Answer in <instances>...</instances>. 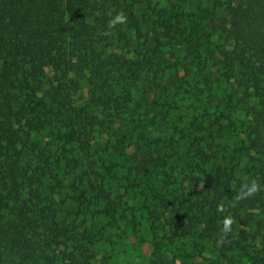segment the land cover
<instances>
[{
  "label": "trees",
  "instance_id": "16d2710c",
  "mask_svg": "<svg viewBox=\"0 0 264 264\" xmlns=\"http://www.w3.org/2000/svg\"><path fill=\"white\" fill-rule=\"evenodd\" d=\"M177 262L264 264V0H0V264Z\"/></svg>",
  "mask_w": 264,
  "mask_h": 264
},
{
  "label": "rangeland",
  "instance_id": "374dc122",
  "mask_svg": "<svg viewBox=\"0 0 264 264\" xmlns=\"http://www.w3.org/2000/svg\"><path fill=\"white\" fill-rule=\"evenodd\" d=\"M222 36H224L226 33H221ZM223 41V39H222ZM170 54L167 55V58H170ZM164 63L166 64V66H174L176 63V59L175 57H172L169 59H165ZM230 64V63H228ZM162 67V66H160ZM47 72L49 75L53 74V70L51 67L47 68ZM229 73V72H228ZM240 95V91L238 88L236 87H231V90L228 92V99L230 101H235ZM238 118L243 119V118H247L246 116V112L245 111H240L238 113ZM86 167L87 169L90 171L91 175L96 176L99 173L100 170V164L98 163V161L95 158H91V159H87L86 160ZM134 242V239H133ZM118 247H119V252L120 254H122V256L126 257L128 261L132 260L134 258V256H138V255H142V254H149V252L151 251V246L149 243H145V242H139V243H128V242H123L122 238H120V241L118 243ZM109 250V248L105 245H103L98 253V256L100 259H102V254L107 252ZM176 264H179L178 262Z\"/></svg>",
  "mask_w": 264,
  "mask_h": 264
},
{
  "label": "clouds",
  "instance_id": "9594fccd",
  "mask_svg": "<svg viewBox=\"0 0 264 264\" xmlns=\"http://www.w3.org/2000/svg\"><path fill=\"white\" fill-rule=\"evenodd\" d=\"M126 21V16L122 12L116 13L110 20L109 26H114L116 24H123ZM258 184L255 181H252L250 185H245L241 190V196H252L258 190ZM231 219L226 218L223 223V230L227 232L231 226Z\"/></svg>",
  "mask_w": 264,
  "mask_h": 264
}]
</instances>
